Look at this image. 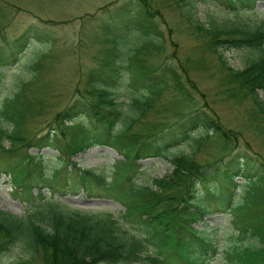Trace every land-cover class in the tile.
<instances>
[{
    "label": "trees",
    "instance_id": "16d2710c",
    "mask_svg": "<svg viewBox=\"0 0 264 264\" xmlns=\"http://www.w3.org/2000/svg\"><path fill=\"white\" fill-rule=\"evenodd\" d=\"M224 1L228 8L238 9L252 7L255 0ZM189 5L188 1L179 7L183 10L181 16L187 23L186 35L200 47L194 51V57L184 61L178 57V44L173 40L169 46L174 52L167 54L168 44L160 28L161 24L167 26V22L150 0H125L100 8L115 7L113 24L101 32L92 57L94 66L86 74L87 89L79 92L81 99L54 118L60 137L46 134L26 138L20 134L18 128L31 114V105L23 97L28 83L12 97L0 101V121L14 126L8 132L0 125V160L12 149L14 153L23 152L17 154L14 166L0 167V174L11 180L15 195L27 201L33 199V188H37V196L47 206L24 218L0 211V256L18 245L25 250V256L9 262L0 260V264H129L140 259L145 249L143 242L153 244L158 254L165 255V262L206 264L218 248L212 237L195 230L193 225L203 222L213 210L230 216L239 241L225 251L226 261L264 264V159L260 162L247 153H235L239 135L223 124L212 107L200 104L189 93L194 90L199 94L192 72L217 76L218 101L236 105L248 102L249 127L264 138V100L260 97L264 94V23L248 26L240 21L224 20L205 25L187 8ZM1 14L0 0V19ZM32 34L26 30L15 41L6 43L3 46L6 50H0V77L2 70L18 60L31 40L41 39L39 30H33ZM130 41L137 44L130 45ZM223 50H249L256 56L242 70H234ZM205 54L216 56L217 67L206 61ZM47 57V53L42 54L31 66L36 74H40L39 67ZM124 76L132 94H138L132 100L135 117L123 116L121 104L112 92ZM165 93L172 94L178 104L183 102L189 112L174 116L177 121L169 128L162 125L159 129L146 126L145 131L135 130V125ZM199 130L205 136L195 140L196 146L213 136L223 145L226 155L235 153L221 172L213 163L197 162L193 154L168 156L169 150L191 140L192 134ZM51 131L54 134L55 130ZM66 135L69 142L60 143V138L64 141ZM5 141L11 147L16 144L17 148L5 149L2 146ZM96 146L111 148L123 158L115 166L110 182L103 174L80 169L73 163L74 169L68 176L70 182L61 180V187L71 195L84 192L89 198L115 200L125 209L121 221L128 229L112 215L65 210L61 203L41 194L44 188L55 192L59 187V178L55 182L43 174L41 151L53 149L69 160L76 153ZM28 149L38 154L31 156L26 152ZM148 158L167 160L172 173L153 179L150 185L136 184L139 161ZM234 176H241L248 183L242 202L232 201ZM198 187L207 190L212 204L198 194ZM151 260L158 261L154 257Z\"/></svg>",
    "mask_w": 264,
    "mask_h": 264
},
{
    "label": "rangeland",
    "instance_id": "374dc122",
    "mask_svg": "<svg viewBox=\"0 0 264 264\" xmlns=\"http://www.w3.org/2000/svg\"><path fill=\"white\" fill-rule=\"evenodd\" d=\"M125 0H1L2 14L0 19V50H6L3 46L15 41L22 32L28 30L33 36V30H39L41 39H33L26 50L14 61L11 66L2 70L0 77V101L12 97L19 91L23 84L28 83L24 88L23 97L31 105V114L19 128V132L26 138L42 137L46 134L60 137V129L57 127L55 116L80 100V93L87 89V72L94 66L92 57L97 49L101 32L105 26L112 25L114 6L106 10L100 8L113 2L122 3ZM153 7L160 10L167 26L160 25L168 44L167 54L171 55L174 48L169 46L173 40L178 44V57L184 61L187 57H194L193 53L200 45L186 35L187 23L181 16L179 7L183 3H190L187 8L196 15V18L208 25L212 22L220 23L224 20L240 21L248 26L255 23H264V0H255L252 7H241L238 9L228 8L224 0H150ZM171 29V30H169ZM136 41L129 42L135 45ZM44 53L48 57L43 60L39 67V75L34 72L31 66ZM223 56L234 70H242L247 63L252 61L256 54L249 50H223ZM204 58L212 66L218 64L215 55L205 54ZM195 85H198L199 94L190 90V95L200 104H207L212 107L223 124L239 135V142L236 143L235 153H247L254 160L260 162L264 159V138L257 135L248 124L247 111L249 103L244 102L236 105L232 102L221 103L216 96L218 93L217 76L209 77L208 74L197 75L191 73ZM124 117H135L136 110L132 107V100L138 94H132L128 88L126 76L118 83L116 89L112 90ZM264 100V94H260ZM24 101V99H23ZM189 109L170 93H165L156 101L154 108L148 112L140 123L135 125V130H146V126H153L157 129L164 125L169 128L177 121L179 113L187 114ZM84 118V117H82ZM80 118V119H82ZM1 120V119H0ZM77 122V121H76ZM67 124V123H66ZM3 129L10 132L14 126L0 121ZM54 129L55 132L51 131ZM67 137L60 138V143L69 142ZM201 130L192 134V139L180 146L169 150V157L175 155H191L201 163H213L219 172L224 169L235 154H227L223 145L213 136L201 141L196 146L195 140L204 137ZM71 143V142H70ZM68 144V148L70 147ZM5 149H11L14 144L8 141L3 142ZM13 147V148H14ZM6 153L0 160V167L14 166L18 161L17 154H23L22 150ZM24 151V150H23ZM26 151V150H25ZM29 155H37L34 149L26 151ZM2 153V152H1ZM43 165V174L48 178L58 180V190L48 191L44 188L41 192L45 198H51L61 203L65 210H78L80 212L99 215L109 214L123 224L126 229L129 227L121 221L125 209L110 198H89L84 192L78 195H71L67 189H62V181L69 183V173H72L75 163L76 167L84 170H94L97 174H103L107 182H110L114 168L123 161V158L113 149L105 146H96L85 151L76 153L68 160L59 151L45 149L39 153ZM259 155L260 157H258ZM242 156H239V159ZM243 163V160L240 161ZM141 168L137 171L136 184H151L153 179L163 178L172 173L170 163L162 158H148L139 161ZM253 164H255L253 162ZM236 183L233 203L242 202L244 192L248 183L241 176H234ZM38 189L33 188V199L25 200L15 195L12 182L8 177L0 174V211L17 218H24L35 210L45 209L46 203L37 194ZM64 191L67 193L65 195ZM201 196H205L210 204L212 198L206 195L207 190L198 187ZM218 194V193H215ZM230 216L222 211L213 210L211 215L204 218L203 222H197L193 228L204 231L215 241L217 253L211 256L206 264H229L226 261L225 251L234 245L239 244L236 232L231 226ZM137 234V231H132ZM145 249L139 260L129 264H175L171 260L165 262V255L158 254L157 248L148 242H143ZM25 256V250L21 245L16 246L12 251L0 256V260L9 262L18 257ZM151 257L158 259L152 262ZM161 260V262H160ZM180 264V263H177Z\"/></svg>",
    "mask_w": 264,
    "mask_h": 264
}]
</instances>
